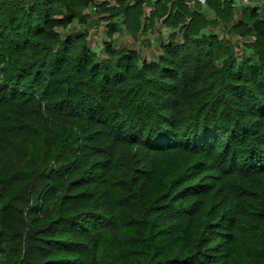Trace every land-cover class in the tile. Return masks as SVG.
Wrapping results in <instances>:
<instances>
[{
  "label": "trees",
  "instance_id": "obj_1",
  "mask_svg": "<svg viewBox=\"0 0 264 264\" xmlns=\"http://www.w3.org/2000/svg\"><path fill=\"white\" fill-rule=\"evenodd\" d=\"M95 1L0 0V264H264V18L103 2L108 34L168 30L146 62L62 38Z\"/></svg>",
  "mask_w": 264,
  "mask_h": 264
},
{
  "label": "rangeland",
  "instance_id": "obj_2",
  "mask_svg": "<svg viewBox=\"0 0 264 264\" xmlns=\"http://www.w3.org/2000/svg\"><path fill=\"white\" fill-rule=\"evenodd\" d=\"M103 2L110 6L116 3L115 0H96L93 5L87 8L86 12L89 15V19H92L94 22L96 20L99 21L96 23L91 22L85 25L75 20L70 26L65 29H57L60 32L62 38H65L66 36L75 37L78 34H85L88 40L89 47L93 49L94 52H96L100 57L106 56L105 45L108 43L115 48L127 47L130 49L138 50L141 53L143 60H145L146 62H153L157 60V56L160 52V42L156 40V36L157 34H159L162 37H166L167 39L169 33L168 30H165L162 24L158 23V31L157 33L152 34L154 35L153 38L148 39L149 44L147 45L143 43V37H141L137 41H132L124 33L119 34L118 32L113 33L112 31L108 34L107 20H103V18H106L108 13L102 12V10L100 9V6ZM234 2L239 16L245 6H250L256 8L261 14L262 18H264V0H234ZM203 8L205 10L206 7ZM146 13L147 15L149 14L148 8L146 9ZM208 16L213 17L214 15L211 12H208ZM239 18L237 17L236 20H239ZM209 32L215 33L219 38L225 40L226 42L234 44V49L239 55H241L242 53L245 56L250 54V50H248L243 44L249 41V38H239L238 36H232L228 34L222 26H217L214 29L210 28ZM179 41H181L180 37Z\"/></svg>",
  "mask_w": 264,
  "mask_h": 264
},
{
  "label": "crops",
  "instance_id": "obj_3",
  "mask_svg": "<svg viewBox=\"0 0 264 264\" xmlns=\"http://www.w3.org/2000/svg\"><path fill=\"white\" fill-rule=\"evenodd\" d=\"M165 30H167V29L165 28ZM157 35H159V34H157ZM153 36H154V35H151L150 38H153ZM143 39H144V38H143ZM166 40H167L166 37H163V41H166ZM142 41H143V40H142ZM153 41H154V40H153ZM159 42H160V40H159Z\"/></svg>",
  "mask_w": 264,
  "mask_h": 264
},
{
  "label": "built area",
  "instance_id": "obj_4",
  "mask_svg": "<svg viewBox=\"0 0 264 264\" xmlns=\"http://www.w3.org/2000/svg\"><path fill=\"white\" fill-rule=\"evenodd\" d=\"M199 3H201L202 5H205L206 0H197Z\"/></svg>",
  "mask_w": 264,
  "mask_h": 264
}]
</instances>
